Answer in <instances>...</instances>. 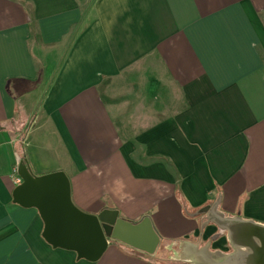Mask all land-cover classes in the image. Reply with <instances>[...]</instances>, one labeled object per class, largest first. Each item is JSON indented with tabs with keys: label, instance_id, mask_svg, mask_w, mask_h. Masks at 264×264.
I'll return each mask as SVG.
<instances>
[{
	"label": "crops",
	"instance_id": "0c3cea01",
	"mask_svg": "<svg viewBox=\"0 0 264 264\" xmlns=\"http://www.w3.org/2000/svg\"><path fill=\"white\" fill-rule=\"evenodd\" d=\"M17 145L81 210L148 216L167 243L218 233L190 205L264 223V0H0V264H187L53 248L12 201Z\"/></svg>",
	"mask_w": 264,
	"mask_h": 264
},
{
	"label": "water",
	"instance_id": "95a60500",
	"mask_svg": "<svg viewBox=\"0 0 264 264\" xmlns=\"http://www.w3.org/2000/svg\"><path fill=\"white\" fill-rule=\"evenodd\" d=\"M16 171L21 181L12 190V201L38 210L42 237L53 248L73 251L78 259L91 262L102 256L111 241L150 256L160 249L163 239L148 216L134 222L120 217L114 208L96 214L85 212L73 203L64 171L36 175L26 158L19 161ZM218 206L219 200L192 213L203 215L205 223L215 225L218 233L203 245L179 241L176 260L187 264H264V223L239 214L227 215ZM221 236L230 251L210 249L211 242Z\"/></svg>",
	"mask_w": 264,
	"mask_h": 264
},
{
	"label": "trees",
	"instance_id": "16d2710c",
	"mask_svg": "<svg viewBox=\"0 0 264 264\" xmlns=\"http://www.w3.org/2000/svg\"><path fill=\"white\" fill-rule=\"evenodd\" d=\"M9 123L8 122H6V123H4V126H7ZM19 145V144H18ZM18 145H17V150H18ZM20 147V146H19ZM19 151V153H20V155H21V157L23 158V159H25V153L23 152V151H21V150H18ZM111 242H117V241H111ZM163 243H165V241L163 240L162 241V244ZM178 243V241H170V242H166L165 243V245H167V246H175L176 244ZM134 250V249H133ZM134 251H136V250H134ZM160 253H161V249L154 255V256H150V255H146L147 257H149V258H151V259H153V260H155V261H158V262H166L161 256H160Z\"/></svg>",
	"mask_w": 264,
	"mask_h": 264
},
{
	"label": "flooded vegetation",
	"instance_id": "af4514ba",
	"mask_svg": "<svg viewBox=\"0 0 264 264\" xmlns=\"http://www.w3.org/2000/svg\"><path fill=\"white\" fill-rule=\"evenodd\" d=\"M181 244H179V243H177L175 246H165V247H163L162 249H161V247H160V249H161V251L162 250H165V251H167V253H169L170 255H169V259H171V261H177L176 260V255H178L179 253H180V250H181V246H180ZM162 246V245H161ZM165 248V249H164ZM159 249V250H160ZM158 250V251H159ZM157 251V252H158ZM156 252V253H157Z\"/></svg>",
	"mask_w": 264,
	"mask_h": 264
},
{
	"label": "rangeland",
	"instance_id": "374dc122",
	"mask_svg": "<svg viewBox=\"0 0 264 264\" xmlns=\"http://www.w3.org/2000/svg\"><path fill=\"white\" fill-rule=\"evenodd\" d=\"M202 206H199L198 208H194L193 206H189L188 207V210L189 211H195V210H197V209H199V208H201ZM185 213V215H186V217L187 216H189L186 212H184ZM163 239H165V241H167L168 239L167 238H163ZM166 243V242H165ZM165 243H163L162 244V246H161V249L163 248V247H165L166 245H165ZM165 249V248H164ZM169 253H167V251H165V250H162L161 251V253H160V256L167 262V263H174V261H171V259H169ZM171 261V262H170Z\"/></svg>",
	"mask_w": 264,
	"mask_h": 264
}]
</instances>
